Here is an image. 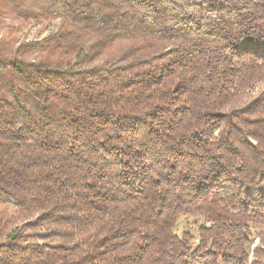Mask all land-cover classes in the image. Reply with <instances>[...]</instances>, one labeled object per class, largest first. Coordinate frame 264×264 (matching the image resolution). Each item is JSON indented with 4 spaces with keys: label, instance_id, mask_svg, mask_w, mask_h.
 <instances>
[{
    "label": "trees",
    "instance_id": "obj_1",
    "mask_svg": "<svg viewBox=\"0 0 264 264\" xmlns=\"http://www.w3.org/2000/svg\"><path fill=\"white\" fill-rule=\"evenodd\" d=\"M263 221L264 0H0V264H247Z\"/></svg>",
    "mask_w": 264,
    "mask_h": 264
},
{
    "label": "rangeland",
    "instance_id": "obj_2",
    "mask_svg": "<svg viewBox=\"0 0 264 264\" xmlns=\"http://www.w3.org/2000/svg\"><path fill=\"white\" fill-rule=\"evenodd\" d=\"M53 28V25L51 26ZM40 25L33 26L26 33V38L29 40L35 37H44L49 33L50 29L42 30ZM256 91V90H255ZM205 223L203 217L195 213L182 214L179 217L175 232L178 236H182L185 232L192 234L195 239L193 245L196 247L199 243V226ZM264 221L260 224H251L250 244L247 246L249 254V261L247 264H253L256 258V251L258 248L264 250Z\"/></svg>",
    "mask_w": 264,
    "mask_h": 264
}]
</instances>
